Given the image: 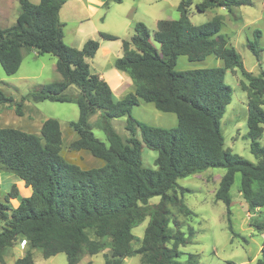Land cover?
Segmentation results:
<instances>
[{
    "label": "trees",
    "instance_id": "trees-1",
    "mask_svg": "<svg viewBox=\"0 0 264 264\" xmlns=\"http://www.w3.org/2000/svg\"><path fill=\"white\" fill-rule=\"evenodd\" d=\"M70 0H18L19 14L15 24L0 26V64L7 76L15 75L25 52L39 56L50 54L57 59L56 70L61 79L40 84L12 105L13 99L0 89V107H15L23 116L25 103L45 101L75 103L79 119L69 126L78 138L74 150L87 151L103 162L99 167L83 169L61 155L63 134L56 119L43 122L39 134L16 128H0V171L14 174L32 189L18 207L11 200L19 197L14 185L5 199L0 200V264L21 240L29 247L14 264H36L32 250H40L44 258L58 254L67 256V264H79L85 256L104 254L105 264H127L126 259L145 255L141 264H199V255L189 253L180 262L195 235L172 212L191 218L195 213L185 204L189 189L178 180L202 173L210 168H224L215 194L216 201L226 205L228 228L233 237L231 190L236 175H241L239 192L249 213L264 208V74L247 71L241 56L221 34L224 18L193 25L191 9L205 13L225 8L236 22L242 17L234 8L251 7L252 0H180V18L160 20L150 33L143 23L134 26L130 40L122 41V56L113 68L128 74L134 91L116 99L111 86L93 71L89 59L95 58L100 42L86 41L82 49L64 41L65 25L60 13ZM196 1H199L196 3ZM122 0H105V4ZM262 32H254L255 41L247 47L261 61L257 40ZM105 41L119 38L100 33ZM214 55L223 67L178 71V58L190 62L204 61ZM238 68L248 82V137L252 163L225 148L221 121L232 102L233 89L226 84L228 70ZM75 92V93H74ZM141 103H151L164 113L177 116L175 128H158L138 121L132 115ZM99 114L96 123L91 119ZM126 118L124 138L113 127V120ZM95 125L106 137L99 139ZM158 153L155 169L145 167L144 149ZM160 201L151 204L150 200ZM148 219L138 248L132 243L133 230ZM260 230L264 225H259ZM88 264H93L89 262ZM255 264H264V242L261 257Z\"/></svg>",
    "mask_w": 264,
    "mask_h": 264
},
{
    "label": "rangeland",
    "instance_id": "rangeland-1",
    "mask_svg": "<svg viewBox=\"0 0 264 264\" xmlns=\"http://www.w3.org/2000/svg\"><path fill=\"white\" fill-rule=\"evenodd\" d=\"M12 1L7 0L5 2V6L10 9L9 15L1 14L4 3L0 4L1 27L15 24L18 18L19 2L15 0L16 8L12 9ZM252 1L254 5L251 7L234 8V12L242 17L241 22H236L225 8H215L201 13L198 12L195 5L191 9L190 21L197 26L211 21L217 15L223 16L224 24L221 34L228 40L229 45L239 53L245 69L258 76L264 74V0ZM72 2L64 16L67 21V27L64 29V41L71 47L82 49L87 40H98L101 46L95 56L96 58L88 60L95 72H101L103 66L107 64L105 60L109 47L117 49L122 46L123 40H130L134 33V26L137 23L145 24L150 33H153L157 29L158 20H177L180 18V13L177 10L179 0H122L120 4L114 2L105 4V0H74ZM83 6H86V8L84 9ZM256 30L262 31L261 38L257 40L259 49H263L260 62L247 47L249 42L255 41L254 32ZM103 32L115 35L119 40L114 42L105 41L100 37V33ZM115 54L112 51V55ZM56 63V57L50 54L36 56L33 53H24L22 66L13 76H7L0 64V89L7 97L13 99L12 105H14L15 102H20L23 96L29 94L34 87L60 80L61 76L56 70ZM111 66L113 68V63ZM223 66V61L214 55H210L200 62H190L186 56H181L178 58L176 69L187 71ZM225 82L233 89L232 102L227 107L221 121L225 148L252 163H257V159L251 153V141L248 137V97L251 93L247 86L248 82L238 68L227 71ZM123 84H125L124 81H122ZM116 89H118V86ZM23 112V116H19L15 107L4 106L3 109H0V128L30 130L27 132L36 134V127L39 122L56 119L61 124L63 134L61 155L66 160L79 165L83 169L95 168L103 164L102 161L93 157L89 152L77 151L72 147L78 136L69 126V123L77 122L79 119L80 113L77 104L27 101ZM132 115L138 121L153 127L169 129L178 125L175 114L161 112L151 103H141L140 106L133 109ZM30 116L34 118V122L26 125V119L29 120ZM98 118L99 114L94 115L91 122L96 123ZM125 122L126 118L113 120L112 122L113 127L124 140L129 137V133L124 128ZM95 128V135L106 141L103 132L97 129L96 125ZM259 142L264 146V134ZM157 157V152L147 148L144 149L142 154L144 166L155 169ZM225 173L226 169L224 168H210L202 173L178 180L181 187L190 190L185 193L184 202L195 213L193 217L186 218L170 206L173 214L183 222V232L188 235L189 227H192L195 232L192 242L181 248V251L185 254L179 259L180 262H185L189 253L199 255V264H255L261 257L264 228L260 230L258 227L264 225V208L255 213H249L245 200L239 192L241 175L237 174L231 190L233 199L231 222L234 231L239 236L238 238L233 237L228 228L226 205L221 201H216L215 198L220 180ZM9 175L17 178L14 174L9 173ZM12 185L11 181L5 182L2 191L8 189L10 192ZM0 198L3 199L1 194ZM159 201V197H154L150 200V203L155 204ZM147 224L148 219L133 230L136 236L135 241L132 243L134 249L140 246ZM28 247L29 245L21 240L9 251L4 264H14L18 258L24 256ZM32 251L36 264H67L65 254H58L46 259L42 251ZM105 253L106 251L96 256H85L80 264H86L87 262L105 264ZM144 261L145 255H136L126 260L128 264H141Z\"/></svg>",
    "mask_w": 264,
    "mask_h": 264
},
{
    "label": "crops",
    "instance_id": "crops-1",
    "mask_svg": "<svg viewBox=\"0 0 264 264\" xmlns=\"http://www.w3.org/2000/svg\"><path fill=\"white\" fill-rule=\"evenodd\" d=\"M7 0H0V4L4 3L3 5V9H2V12L1 14L3 13L4 15H9L8 12H10V9L8 7L5 6V2ZM33 4H39L41 0H30ZM72 1L74 0H70L68 1L66 4H64L62 10H61V13H60V19H61V22L65 25V28L67 27V21L64 19V16L66 15V12H67V8H69V6L73 3ZM179 3H180V0H179ZM12 5V9H15V0L12 1L11 3ZM179 5V4H178ZM83 8L85 9L86 6H83ZM177 10H178V6H177ZM167 19V18H165ZM160 21V20H158ZM157 21V23H158ZM166 21H173V20H166ZM157 26V24H156ZM64 28V29H65ZM262 32V31H261ZM64 33H65V30H64ZM262 36V35H261ZM132 37V36H131ZM110 49L107 50V58L105 61H107V64L105 66H103V69L101 72H97L101 75V77L111 86L112 88V91L114 93V96L116 99H122L124 98L127 94H129L130 92H133L134 91V84L132 83V81L129 79L130 77L128 76V74L124 73V72H121V71H118L114 68H112L111 64L122 56L123 52H122V46L120 48H112V47H109ZM112 51L114 53H116L115 55H112ZM25 53H33L34 55H38L35 51L33 52H25ZM39 56V55H38ZM109 57V58H108ZM96 58V57H95ZM94 58V59H95ZM24 60V59H23ZM91 65V64H90ZM22 66V65H21ZM109 66V67H108ZM122 81L125 82V84L122 85ZM118 86V89H116V87ZM0 109H3V107H0ZM26 125L28 124H31L32 122H34V118L30 116V119L27 120L26 119ZM45 121V120H44ZM43 121V122H44ZM43 122H39V124L37 125V132L36 134H39L40 133V129L42 127V124ZM27 131H30V130H27ZM26 131V132H27ZM32 133V132H30ZM18 178V177H17ZM15 177H11L9 175V173L7 172H2L0 171V194L2 195L3 199L0 198V200H4L6 195L9 193L8 189L5 190V191H2V188H3V185L5 184V182L7 181H11V183H13L12 187L15 185L19 191V197L16 198V199H12L10 202H11V205L16 208L19 206L22 198H26V197H29L31 196L32 194V189L31 188H28L25 183L20 180L19 178L17 179ZM11 187V188H12ZM8 191V192H7ZM21 199V200H20ZM20 200V202H19ZM246 204V202H245ZM247 206V204H246ZM233 207V206H232ZM248 209V208H247ZM26 243V242H25ZM108 251H106L107 253ZM67 257V256H66ZM84 260V258L82 259ZM127 260V259H126ZM125 260V261H126ZM81 263V262H80ZM79 263V264H80ZM88 263V262H87ZM86 263V264H87ZM127 263V262H126ZM128 264V263H127Z\"/></svg>",
    "mask_w": 264,
    "mask_h": 264
}]
</instances>
